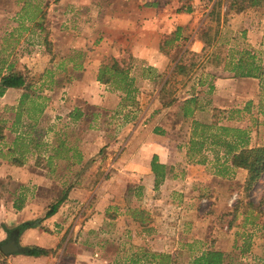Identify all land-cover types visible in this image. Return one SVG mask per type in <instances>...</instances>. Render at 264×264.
Here are the masks:
<instances>
[{
	"label": "rangeland",
	"instance_id": "1",
	"mask_svg": "<svg viewBox=\"0 0 264 264\" xmlns=\"http://www.w3.org/2000/svg\"><path fill=\"white\" fill-rule=\"evenodd\" d=\"M152 3H156L155 9L159 7L157 14H152L151 9H143L144 5ZM106 4L110 7L102 17L90 15V7L84 11L73 4H61L59 9L65 12L48 19L50 30L33 33L27 29L20 32V39H28L30 43L25 48L30 49L24 55L30 57L28 66L31 69L32 88L40 77H46L41 90L48 97L47 105L52 107L44 125H24L21 130L34 142L46 145H55L58 139L93 142L90 155L94 154L96 161L93 166L91 162V170L96 167L97 184L102 183L111 191L109 194L112 195L113 205L109 212L115 214L117 219L130 217L138 209L145 211L140 210L142 205L160 200L161 204L154 211L164 223L159 235L165 240L175 239L171 243L162 242L161 248L171 250L176 242L177 249H183V252H179L181 257L178 264L190 263L189 257L182 254L189 250L185 249L184 243L192 233L203 237L207 249L223 238L224 264H264V176L245 192L246 172L232 176L228 163L215 161L214 153L221 157L223 147L210 145L207 139L202 149L209 150L191 156L196 161L205 157L207 161L202 163L204 172L214 174L219 171V181L213 185L207 183L208 187L193 188L187 194L178 192L171 199L169 196L160 198L158 191L154 192L155 195H138L140 184L137 179L123 177L117 172L126 164L121 162L122 165L116 168L124 154H138L140 142H151V129L156 124L161 125L162 132L169 136L170 144L176 145L177 153H182L180 149L190 135V122L183 121L177 106L192 91L199 93L197 99L200 106H206L216 92L217 80L226 95H230V98L220 100L224 110L211 111L209 108L197 119L208 124L216 122L218 127L245 131L250 148L264 146V111L259 108L262 97L259 81L234 78L229 71L241 58H252L256 65L264 68V9L228 10V0H111ZM56 5L52 0L47 4L48 8ZM187 9L189 12H186ZM14 22L11 29L10 26L4 28L7 33L16 29ZM176 33L178 40L175 42ZM136 42L145 44L148 51L146 56L140 57ZM24 57L17 55L12 61ZM4 60L10 61V57ZM60 61L62 64L58 65ZM114 63L133 80L135 93L131 94V98L126 99L112 82L111 67ZM178 63L184 69L183 75L174 70ZM74 64L81 69L73 71ZM104 68H107L106 71ZM45 72L49 75H45ZM99 76L111 79V83L98 82ZM72 78L79 81L70 83ZM69 84L71 87H68ZM68 107L88 110L82 125H68L65 120L67 124L63 126L62 117L66 115L63 111ZM143 111L145 114L142 117ZM89 114V124H94V127L88 130ZM143 118L144 128L141 123ZM225 139L231 142L232 133H227ZM43 148L38 153L48 155V148L46 152ZM85 151L88 152L86 148ZM183 164L178 162V178L183 173ZM106 171L108 174L104 178L101 174ZM0 184V211L4 213L2 207L8 209V204L13 201L12 191L18 193L20 190L12 188L14 190L9 189L11 192H8L6 187L9 182L5 179ZM10 184L14 186V183ZM126 187L131 188L130 191ZM45 204L38 203L33 214L41 213L46 208ZM167 204L173 208L170 209ZM75 211L76 207L72 213ZM38 216L24 220L23 224L36 223L43 218ZM44 220L40 221L38 227ZM228 223L233 224L228 226ZM23 224L16 227L20 228ZM14 228L2 225L0 238L6 239L7 231ZM127 228L134 227L128 225ZM115 229L116 225L113 232ZM128 236V241L110 244L111 248L131 252L138 245L142 247L135 235ZM144 244L148 245L147 242ZM187 245H193L190 252L194 253L205 248L198 243ZM0 264H10L1 253Z\"/></svg>",
	"mask_w": 264,
	"mask_h": 264
},
{
	"label": "crops",
	"instance_id": "2",
	"mask_svg": "<svg viewBox=\"0 0 264 264\" xmlns=\"http://www.w3.org/2000/svg\"><path fill=\"white\" fill-rule=\"evenodd\" d=\"M48 1L0 0L1 76L12 69H19L18 67L28 71L30 78L32 76L30 75L31 69L28 66L30 57H26L28 56L27 54L24 55L26 50L30 49H25L30 43L28 39H20L21 31L28 29L29 32L40 33L50 30L48 19L59 15V12H65V10L59 9L61 4L63 6L73 4L80 10L84 9V11L90 7L88 9L90 15L105 16L110 7L106 4V1L110 3L111 0H52L58 5L51 8L47 6ZM101 3H103L102 6H100ZM155 6L156 3L147 4L143 6V9H151L152 14H157L160 10L158 9L159 7L155 9ZM14 20L16 29L7 33L4 28L10 26L11 29ZM15 32H17L16 37ZM136 44L138 45L137 50L141 52L140 57L146 56L145 54L148 51L145 44L140 42H136ZM21 54L25 56L23 59H16V62L12 61L15 56H21ZM2 56L10 57V61H5V57L3 59ZM62 62L58 63V65H61ZM72 69L73 71H79L81 67L74 64ZM45 73V75H49L47 72ZM45 79L46 77H40L34 88L32 86L28 90L10 88L6 89L0 96V182L2 179L9 182L6 187L7 191L9 189L14 190L12 188L20 190L18 193L12 191L14 197L13 201L10 202L11 204H8V209L5 206L2 207L5 211H3L4 213L0 211V227L2 228V225H4L7 228L15 227L14 229H16V226L25 222L24 220L37 217L38 215V218L44 216L47 207L54 200L57 201L62 196H65V199L60 204L57 212L45 219L40 227L20 230L17 243L25 252L10 254L7 257L10 264H160L161 256L167 258L165 259L166 264H178V258L181 257L179 252H183V249H177L176 242L171 250L161 248L162 242L165 241L167 243L170 241L171 243L175 239L165 240L159 235L160 227L164 223L163 219H160L154 211L156 206L161 204L160 200L140 205V210L145 209L146 212L138 209L130 217L117 219L115 214L109 212L113 205L112 195L109 194L111 191H108L105 185H101L102 183L97 184L98 171L96 167L94 166L91 170V162L93 161V166L96 161L95 155H90L91 147L94 146L93 142L85 143V141H82L79 143L78 140L58 139L55 145L53 143L46 145L34 142L32 138L23 133L21 129L24 128V125H26L25 127L29 125H44L52 112V107L47 105L48 97H45L41 90ZM76 81H79V79L72 78L70 83H75ZM218 81L215 83L216 92L211 96L212 100L210 103H206V106H200V102L197 99L199 93L194 91L182 99L193 98L196 100L194 114L192 118L188 119L190 122V137L188 136V140L183 143L180 149L182 153H177L176 145L170 144L169 136L162 132V129H160L161 125L156 124L151 129L152 138L150 143L140 142V149L137 155L124 154L122 156L116 168L121 166L122 163L126 164V167H122L117 172L123 177L137 179L140 184L137 188L138 195L150 193L155 195L154 192L158 191L160 198L164 199L165 196H169L171 199L178 192L187 194L193 188L208 187L207 183L213 185V183L215 184V182L219 181L218 177L221 175L219 171L214 174L204 172L202 163L207 161L205 157L196 161L188 155L192 122H202L197 117L200 119L201 115L209 108L211 111L213 109L224 110L220 100L230 98V95H226ZM68 87H71V84ZM61 90L62 88H60ZM56 91L58 92V89ZM23 95H27V98L24 102H20ZM63 112L66 114L62 117L64 119L63 126L67 124L65 120L68 121V125H82L88 114V110L76 109L75 107L65 108ZM72 114L74 116L75 114L77 115V120L72 119ZM144 114L145 111H143L142 117ZM90 115L87 120L88 130L94 127V124L92 126L89 124ZM143 121H145L144 118L141 120L142 128L145 127ZM195 141L198 142V140ZM38 147H41V149L44 147L43 151L45 152L48 148V155L44 156L38 153L41 150ZM85 148L88 152H84ZM205 149L209 150V148H204L201 151H205ZM214 154L216 155V162L225 160L226 156L223 154L221 157H217V153ZM153 156L156 157L157 163L164 167L165 175L157 189L154 187V175L150 170V162ZM14 159H17L18 164H16ZM178 162H184L182 165L183 173L178 174L179 178L176 174ZM61 165L62 167L59 168ZM108 172L110 173L111 171L109 170ZM108 172H102L101 176L106 178ZM240 172L246 171L239 168H229V173L232 176L235 173L241 174ZM11 182L14 183V186L10 184ZM130 189L128 188V191ZM184 199H186V196ZM40 202L46 203V208L41 213L37 212L34 215L33 213L36 212ZM169 203L171 204V201ZM75 207L76 211L73 214ZM115 225L116 229L113 232ZM128 225L134 228H127ZM42 226H45L46 229L44 227L42 229ZM129 230H132V233H129ZM192 230L195 231L196 229L193 227ZM127 234L135 235L134 237L141 242L142 247L138 245L131 252L128 249L111 248L110 244L128 241L130 236ZM194 235L193 233L188 235L187 239H185L186 243H184L185 249L189 250L182 255L186 254L189 260L208 250L224 253L225 244L223 243V238V240L215 242L212 248L207 249L203 237ZM222 236L226 235L222 234ZM5 241L6 239L0 238V244ZM144 242H147L148 245H145ZM57 243H61L60 248H57ZM187 243H198L205 248L200 250L199 253L190 252L193 245H187ZM32 247L49 250L51 253L40 257L24 256L27 249Z\"/></svg>",
	"mask_w": 264,
	"mask_h": 264
},
{
	"label": "trees",
	"instance_id": "3",
	"mask_svg": "<svg viewBox=\"0 0 264 264\" xmlns=\"http://www.w3.org/2000/svg\"><path fill=\"white\" fill-rule=\"evenodd\" d=\"M247 8L264 9V0H228V10H236L237 12H240ZM186 12H189V9H187ZM175 36L176 37L173 40L176 42L178 40L177 33ZM104 69L106 71L107 68ZM111 70L113 71L111 76L112 82L117 85L116 89L122 91L126 99L131 98V94L135 93V90L132 89V78H129L126 71L118 68L115 63L112 65ZM174 70L177 74L183 75L184 69L179 63L175 65ZM229 71L233 74L234 78H253L259 81L260 90L262 92L259 108L264 111V68L262 69L256 65L252 58H241L237 63L231 66ZM97 81L102 84L111 83V79H102L101 76L98 77ZM31 86L32 78L28 76V71L25 69H12L5 75H0V96L6 89L28 90ZM26 98L27 95H23L20 102H24ZM177 108L179 116L182 117L183 120H188L189 118H192L194 114L196 100L193 98L183 100L178 104ZM72 116V119L77 120L76 114L75 116L72 114ZM230 132L232 133V140L231 142H227L225 137L227 136V133ZM207 139L210 140V145L223 147V155L226 156L223 164L228 163L231 168H239L246 171V179L243 188L245 192L251 190L253 185L264 176V146L253 148L248 147V137L245 131L218 127L216 122L208 124L205 122L193 121L191 125L190 146L188 150L189 157L198 154L203 148L204 141ZM195 140H198V142ZM14 160L16 164H18L16 161L17 159ZM150 170L154 175V187L157 188L165 175L164 167L157 163L155 156L152 157L150 162ZM64 199L65 196H62L53 204L49 205L43 218L36 221V223L27 222L20 227L21 229H19L24 230L27 228L38 227L41 220L47 219L57 212ZM232 224L233 223H228V226H231ZM50 253L51 251L49 250L32 247L27 249L25 254L31 257H40L47 256ZM160 259V264H165L163 261L167 258L161 256ZM224 259L225 257L222 252L205 251L200 255L194 256L189 264H224Z\"/></svg>",
	"mask_w": 264,
	"mask_h": 264
},
{
	"label": "water",
	"instance_id": "4",
	"mask_svg": "<svg viewBox=\"0 0 264 264\" xmlns=\"http://www.w3.org/2000/svg\"><path fill=\"white\" fill-rule=\"evenodd\" d=\"M19 233H20V229L16 228L14 230V235L10 238V240L0 244V253L2 255L8 257L10 254L25 252L17 243V238L19 236Z\"/></svg>",
	"mask_w": 264,
	"mask_h": 264
},
{
	"label": "flooded vegetation",
	"instance_id": "5",
	"mask_svg": "<svg viewBox=\"0 0 264 264\" xmlns=\"http://www.w3.org/2000/svg\"><path fill=\"white\" fill-rule=\"evenodd\" d=\"M14 230L15 229H13V230H10V231H7V233H6V241H9L10 240V238L14 235Z\"/></svg>",
	"mask_w": 264,
	"mask_h": 264
}]
</instances>
